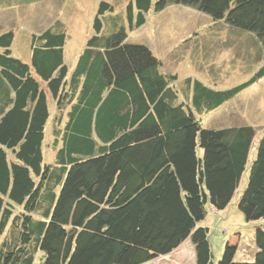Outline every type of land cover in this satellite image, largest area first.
<instances>
[{
    "label": "trees",
    "instance_id": "trees-1",
    "mask_svg": "<svg viewBox=\"0 0 264 264\" xmlns=\"http://www.w3.org/2000/svg\"><path fill=\"white\" fill-rule=\"evenodd\" d=\"M119 1H100L74 66L64 29L33 35L28 62L12 56L13 31L0 35V264H154L187 241L194 264H264V223L246 261L234 260V237L216 263L203 224L245 173L238 208L246 222L264 221V134L250 160L252 126L203 128L195 114L234 100L264 66L227 90L191 78L178 90L147 46L127 42L175 4L264 46V0H128L127 25L114 14ZM51 105L58 148L47 161Z\"/></svg>",
    "mask_w": 264,
    "mask_h": 264
},
{
    "label": "rangeland",
    "instance_id": "rangeland-1",
    "mask_svg": "<svg viewBox=\"0 0 264 264\" xmlns=\"http://www.w3.org/2000/svg\"><path fill=\"white\" fill-rule=\"evenodd\" d=\"M59 0H53L57 3ZM60 15L67 32L65 60L74 66L78 54L86 41L94 34L93 18L102 0H64ZM110 3V0H105ZM128 0L115 4V15L122 17L127 25L125 5ZM52 12L51 19L42 21L43 28L60 20ZM67 14V15H66ZM103 31L113 32V21L102 20ZM8 28V27H6ZM14 29L15 27H9ZM28 33V29H24ZM127 42L147 46L163 65L162 72L176 75L175 86L185 89V80H197L215 90H227L248 81L264 66V46L256 41L249 32L229 27L222 22H214L193 7L170 4L159 13H150L144 26L128 33ZM27 53L23 44L17 40L12 46V56L27 62ZM182 92V91H181ZM50 107V106H49ZM59 110L51 105V118L47 124L44 153L47 161L53 158L55 126ZM203 128H226L224 125L244 124L254 128L255 138L250 151V160L255 155L257 143L264 134V78L241 92L234 100L225 103L214 111L199 116ZM63 117V116H62ZM248 173L243 176L239 190L225 210L208 209L203 224L208 228V241L213 262L224 256L226 244L238 237L240 243L234 260L246 261L249 249H254V231L264 221L246 222L238 208L240 194ZM236 242V241H235ZM154 264H193V249L190 242H184L170 255L156 260Z\"/></svg>",
    "mask_w": 264,
    "mask_h": 264
},
{
    "label": "crops",
    "instance_id": "crops-1",
    "mask_svg": "<svg viewBox=\"0 0 264 264\" xmlns=\"http://www.w3.org/2000/svg\"><path fill=\"white\" fill-rule=\"evenodd\" d=\"M63 2L64 5L66 1L63 0ZM66 4L64 5L65 8L67 6ZM61 6L62 0H59L57 3H53V0H0V35L10 30L13 31V43L19 40V42L23 44V51L28 52V62L31 58L30 41L33 35L39 36L53 27H57L58 30L64 29L66 31L65 22L64 20L62 21L60 17V15L64 16V10L61 11ZM55 11H57L55 17L57 18V16H59L60 20L56 19L53 23L43 28L45 23L42 24V21L45 22L47 18L51 19L50 16L52 12L54 14ZM9 27L15 28L12 29ZM24 29H28V33H26Z\"/></svg>",
    "mask_w": 264,
    "mask_h": 264
}]
</instances>
